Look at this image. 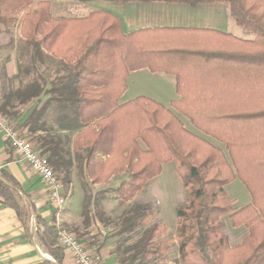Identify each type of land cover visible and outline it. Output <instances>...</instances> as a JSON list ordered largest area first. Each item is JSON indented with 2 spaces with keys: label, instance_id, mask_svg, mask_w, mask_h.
I'll list each match as a JSON object with an SVG mask.
<instances>
[{
  "label": "trees",
  "instance_id": "trees-1",
  "mask_svg": "<svg viewBox=\"0 0 264 264\" xmlns=\"http://www.w3.org/2000/svg\"><path fill=\"white\" fill-rule=\"evenodd\" d=\"M138 1L190 6L226 3L237 23L256 38L217 34L117 39L101 33L106 31V14H93L82 21L54 19L51 0H0V26L20 24L21 52L27 50L34 60L41 61L49 56L47 51L64 59L71 70L67 79L54 81L48 90L44 82L34 81L9 93L0 113L11 120L7 107L13 101L26 106L52 94L53 100L33 109L16 129L25 132L34 147L48 156L62 185L72 184L75 163L93 185L126 173L127 179L112 190L122 205L157 178L164 164H175L189 199L177 209L173 238L161 239L159 224L144 229L155 215L154 207L133 204L117 222L120 240L112 253L116 264H166L164 259L174 241L179 246L178 264H264V0ZM97 16L102 17L100 24L95 23ZM68 32L77 37H63ZM119 59L130 72L149 69L175 76L181 99L174 104L200 134L189 131L171 110L146 97L120 104L125 76L121 88L94 81L96 76L102 77L104 67H114ZM22 73L20 70L19 75ZM112 92H116L115 100H99ZM52 105L55 110L49 118ZM55 120L60 130L79 132L75 152L71 138L56 135L51 125ZM236 179L252 197L250 204L239 209L233 208L226 190ZM18 189L16 181L3 173L0 197L26 226L29 213L21 204ZM55 216V210L50 221L37 216V239L62 264L65 250L58 242ZM225 217L234 228L248 230L241 244L230 246L223 233ZM84 219L85 228H90L89 214Z\"/></svg>",
  "mask_w": 264,
  "mask_h": 264
},
{
  "label": "crops",
  "instance_id": "crops-1",
  "mask_svg": "<svg viewBox=\"0 0 264 264\" xmlns=\"http://www.w3.org/2000/svg\"><path fill=\"white\" fill-rule=\"evenodd\" d=\"M50 13L54 19H72L82 21L89 18L93 14H106L105 16V33L107 37L112 38H130L136 35L152 38H205L217 34H226L235 36L233 30L234 18L231 15L230 7L226 3L200 4L190 6L185 3L166 2V1H127L118 2L113 0H51ZM101 16H97L95 23H101ZM113 28V31H111ZM110 30V31H109ZM63 37H77L75 32H68ZM242 39V38H239ZM73 51L75 48H72ZM46 56L41 61H36L27 50L20 53L17 50L11 52L9 58L10 77L16 78L19 71L24 72V83L22 86L10 88L9 93L25 87L34 81L44 82L46 89L51 87L54 81L64 80L71 74L70 67L66 65V61L61 58L53 57L45 51ZM24 63L22 64V60ZM115 66L105 68L102 77L96 76L95 82L106 83L115 88H121L123 85V76H125L126 90L118 98L120 104L133 101L138 97H146L155 102L162 104L167 109L171 110L179 119L188 120V117L176 106L174 102L181 99L176 89V78L173 75L156 72L153 73L149 69H140L129 71L127 66H124L122 60H117ZM169 78H162L163 76ZM116 92L109 93L101 97L100 101H113L116 98ZM3 90H0V100L2 104L6 98ZM54 99L52 94H44L39 99L35 100L31 105H26L22 110H16L20 105L17 101L7 107L11 112L12 117H17L18 124L31 114L33 109L43 105L45 102ZM16 102V103H15ZM1 104V105H2ZM0 105V106H1ZM22 106V105H21ZM55 110L54 106L48 111V116L52 118V113ZM10 116V117H11ZM184 123V122H183ZM190 123V121H189ZM56 128V135L65 139L71 138L70 147L75 152L77 136L79 132L69 133L60 130L58 120L51 123ZM185 125V124H184ZM191 125V123H190ZM186 127V125H185ZM191 127H193L191 125ZM187 128V127H186ZM188 129V128H187ZM194 129V128H193ZM194 133H200L197 130H190ZM3 173L11 176L19 185V194L21 204L24 205L29 213L27 225L25 226L20 220L16 210L6 206L0 197V264H42L48 261L51 264H58L55 259L48 254L38 242L37 239V216H40L45 221H50L53 218L54 207L50 203L49 192L47 186L41 178L35 174L30 166L21 160L15 153L14 149L8 144L0 132V178ZM127 179L126 173L114 175L108 182L104 184H121ZM239 182L248 191L244 183L236 179L233 183L226 187L234 186ZM72 183L79 184V190L75 186L73 190L72 201L84 198V191L80 184L91 183V180L86 177L85 171L77 169L75 163L72 170ZM119 185L110 186L117 188ZM240 187L236 186L231 199L240 204V208L251 203L252 197L248 191V198L243 197L244 201L240 200ZM229 194V193H228ZM79 196V197H78ZM67 199V197H66ZM68 202V199H67ZM66 210V211H65ZM82 210V204L78 201L77 210L65 207L61 215V220L72 228L78 222V215ZM90 228L82 226L83 233L78 227L75 233L78 239L90 250L97 252L105 261V263L116 264V260L112 254V245L108 241L97 242L93 233L90 234ZM246 236L248 230L244 228ZM74 233V232H73ZM74 233V234H75ZM75 234V235H76ZM83 235V236H82ZM80 236H82L80 238ZM91 239L88 240V237ZM93 237V238H92ZM62 264H75L71 254L65 251Z\"/></svg>",
  "mask_w": 264,
  "mask_h": 264
},
{
  "label": "rangeland",
  "instance_id": "rangeland-1",
  "mask_svg": "<svg viewBox=\"0 0 264 264\" xmlns=\"http://www.w3.org/2000/svg\"><path fill=\"white\" fill-rule=\"evenodd\" d=\"M233 24L235 26V29L233 30L235 36H238L243 40H254L256 38L254 32L246 27L240 26L236 20H234ZM22 45L23 43L20 24L9 28L0 26V90H3L5 95H7V93L10 91L9 87L12 89L14 87L22 86L24 83V72L21 75H18L16 78H13L12 76L10 77V69L8 65L10 58L9 54L15 49L18 53H20ZM23 63L24 59L22 60V64ZM161 76H163L162 78H169V76ZM1 104L2 102L0 100V105ZM19 105L20 107H18L16 110H23L25 106H21V104ZM17 119L14 117L11 118L14 126L20 125L18 124ZM182 122H184L188 129L194 130L188 120H182ZM22 134L28 141L30 140L25 132L22 131ZM201 136L204 135L201 134ZM209 140L215 145L223 148L222 144L211 139ZM115 185L117 186L120 184H80L84 191L83 196L85 197L82 198L81 196V199L75 198V200L72 201L74 212L77 210L78 201H80L82 204V210L80 211L81 213L78 215V222L72 228H70L67 223L61 222L60 224L74 233L75 230L73 229L78 227V229L81 230L80 232L83 233L84 231H82V226H84V218L89 214L91 227L88 232H90V234L93 233V237L95 236V239H97V242L99 243L108 241L110 246L112 245L113 253L120 240V238L116 236V232L118 231L117 222L123 212L129 209L133 204H150L154 207L155 215L149 222L146 223L144 229L154 224H159L161 226L159 235L160 238L163 240L173 238L178 224L177 209L180 206L185 205L189 199L188 191L185 189L183 180L178 174L176 166L173 162L164 164L161 174L157 178L149 181L144 190L140 191L130 202L124 205H122L112 193V190L116 188H110V186ZM63 186V194H65L68 199V202H66V207L71 208V198L73 197L74 193L73 190L75 186L77 187V190H79V184L72 183L70 186ZM236 186L240 187V191H238L241 193L239 195L240 200L242 201L244 199L243 197L248 198V191L239 182H237L234 186L227 188L229 195L231 197L233 196V191ZM90 196H92V199L88 200ZM101 197L103 198L100 199ZM233 203V208H240V204H237L234 201ZM223 223V233L228 236L230 246L233 247L241 244L246 237V231H244V227L234 228L231 226L228 217L223 218ZM76 236L78 235L76 234ZM139 237L140 234H138L134 240ZM90 239L91 236L88 237V240ZM178 258L179 246L178 243L174 241L171 244L164 261L166 264H178L176 263Z\"/></svg>",
  "mask_w": 264,
  "mask_h": 264
},
{
  "label": "built area",
  "instance_id": "built-area-1",
  "mask_svg": "<svg viewBox=\"0 0 264 264\" xmlns=\"http://www.w3.org/2000/svg\"><path fill=\"white\" fill-rule=\"evenodd\" d=\"M0 132L8 144L22 161L27 163L47 186L50 203L56 211L55 225L58 231V242L61 247L73 257L75 264H109L95 251L88 249L61 220L67 199L63 195V185L54 172L48 156L42 155L22 133L16 129L12 121L0 113Z\"/></svg>",
  "mask_w": 264,
  "mask_h": 264
}]
</instances>
